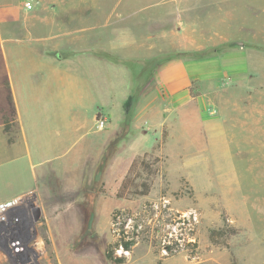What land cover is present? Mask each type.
<instances>
[{
    "label": "rangeland",
    "instance_id": "obj_1",
    "mask_svg": "<svg viewBox=\"0 0 264 264\" xmlns=\"http://www.w3.org/2000/svg\"><path fill=\"white\" fill-rule=\"evenodd\" d=\"M244 3L250 7L248 30H238L247 16L245 9L238 11L226 44L200 37V50L189 55L206 58L244 48L247 69L226 80L228 95L244 96L242 113L224 118L194 105L172 108L157 84L158 66L179 55L178 38L163 35L177 23L168 0H0V29L55 27L67 34L62 44L72 41L75 52L66 58L85 63L83 125L90 123L69 186L89 195L68 197L54 212L30 198L20 202L21 210L2 214L0 264H64L59 254L66 251L112 264L105 251L118 227L128 232L136 225L143 233L137 244L165 257H171L167 246L180 248L173 256L188 257L196 242L198 256L191 261L214 256L229 264H264V0ZM3 10L19 19L3 25ZM147 62L149 81L139 72ZM191 88L213 96L195 82ZM100 120L106 121L103 129ZM145 155L161 159L150 194L118 198L132 162ZM117 210L129 214L115 223ZM124 252L120 247L116 255L127 261Z\"/></svg>",
    "mask_w": 264,
    "mask_h": 264
},
{
    "label": "crops",
    "instance_id": "obj_2",
    "mask_svg": "<svg viewBox=\"0 0 264 264\" xmlns=\"http://www.w3.org/2000/svg\"><path fill=\"white\" fill-rule=\"evenodd\" d=\"M168 2L176 12L177 23L163 35L178 38L179 55L162 62L156 71L157 84L164 90L167 101L177 110L194 105L224 118L242 113L240 104L244 96L228 95L226 80L247 69L244 48L206 58L189 55L200 50V37L216 38L214 46L226 44L229 41L226 38L232 36L230 31L238 11L241 14L245 9L247 14L246 24L242 19L237 24L238 30H248L249 3L246 6L244 0ZM18 19L17 13L2 11L3 25ZM0 38L3 57L0 62V205L17 201L12 211H18L22 208L20 202L28 203L33 198L43 203L44 209H40L44 211L62 210L59 207L65 205L64 199L89 195L87 191L74 193L69 188L74 180L73 160L82 157L85 144L81 145L90 134L87 130L90 123L83 125L85 69L80 67L85 63L74 57L66 58L67 53L75 52L74 44L72 41L62 44L68 36L59 28L37 32L3 27ZM151 69L150 62L139 69L140 74L146 75V81L150 80ZM193 82L213 96L207 99L201 93L193 98ZM101 106L109 110L106 104ZM237 122L242 125L241 120ZM60 241L64 243L63 239ZM126 254L124 264H229L214 256L191 261L185 252L165 257L153 247L140 243ZM89 255L86 252L81 257H73L71 251H66L59 254V260L64 264H105Z\"/></svg>",
    "mask_w": 264,
    "mask_h": 264
},
{
    "label": "trees",
    "instance_id": "obj_3",
    "mask_svg": "<svg viewBox=\"0 0 264 264\" xmlns=\"http://www.w3.org/2000/svg\"><path fill=\"white\" fill-rule=\"evenodd\" d=\"M191 95L193 98L198 97L200 94H195L193 88H191ZM9 102L13 105L12 97L9 96ZM132 105V97H130L125 104V113L130 112V107ZM13 109V107H12ZM161 159L158 157H149L145 155L143 157H138L135 159L118 192L117 197L120 199H132L135 197H144L150 194L152 189V180L158 174V167ZM129 212L117 210L113 216V221L116 223L118 219H125ZM120 230L115 232L116 241L109 244L105 251V258L112 264H124L126 262L125 257H118L116 251L122 247L124 251L129 252L133 247L142 239V232L137 231L139 226H134L133 231L126 232L121 226L118 227ZM193 248L192 252L188 254V259L193 260L197 258L198 252L196 250V242L190 244ZM168 256H173L174 253L180 251V248H174L171 246L166 247Z\"/></svg>",
    "mask_w": 264,
    "mask_h": 264
},
{
    "label": "built area",
    "instance_id": "obj_4",
    "mask_svg": "<svg viewBox=\"0 0 264 264\" xmlns=\"http://www.w3.org/2000/svg\"><path fill=\"white\" fill-rule=\"evenodd\" d=\"M24 8H25V10L30 11L33 9V6L30 2H27L24 4ZM105 125H106L105 120L99 121V127L100 128L103 129L105 127ZM17 204H18L17 201H11V202H7V203L0 205V215H1L0 216V222H3V220H4V216H2V214L3 215L4 214H11L12 212H14V211H12V209H14Z\"/></svg>",
    "mask_w": 264,
    "mask_h": 264
},
{
    "label": "flooded vegetation",
    "instance_id": "obj_5",
    "mask_svg": "<svg viewBox=\"0 0 264 264\" xmlns=\"http://www.w3.org/2000/svg\"><path fill=\"white\" fill-rule=\"evenodd\" d=\"M40 215H41L40 212H37V213H36V219H37V220H39Z\"/></svg>",
    "mask_w": 264,
    "mask_h": 264
}]
</instances>
